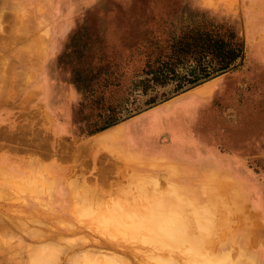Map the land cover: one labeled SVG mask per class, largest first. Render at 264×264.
Returning a JSON list of instances; mask_svg holds the SVG:
<instances>
[{
	"label": "rangeland",
	"instance_id": "374dc122",
	"mask_svg": "<svg viewBox=\"0 0 264 264\" xmlns=\"http://www.w3.org/2000/svg\"><path fill=\"white\" fill-rule=\"evenodd\" d=\"M19 23L24 24L30 37V43L25 46L29 57L25 59L19 57L24 46L15 32V26ZM60 28L63 30L61 43L53 57L51 53L53 47L55 48L54 41ZM228 30L241 41L243 60L228 71L237 74L238 78L220 98L224 103L236 102L234 105L249 103L256 115L262 114L264 112V0H0V36L3 38L0 39V100L25 102L23 108H16L22 112L16 114L18 118L14 122L0 126V195L5 194L6 198L8 195L12 196L6 200L2 198L0 205L4 208H13L17 213L16 215L7 213L6 217L11 218L12 221L26 220L28 227L23 228L24 232L29 229H40L41 227L34 222L41 220L44 226L47 225L48 232L50 229L62 232L64 228L61 224L62 226L69 224L80 232L68 234L65 236L67 238L78 236L98 238L93 233L102 231L101 226L100 229L96 227L100 222L99 213L93 211L95 215L84 218L85 223L82 225L74 219L76 216L72 212L76 199L73 197L74 188L71 185L87 186V189L92 190V195L94 194V196L89 194L88 197L93 201H107L109 197L117 199L116 190L135 189L139 175L135 166L121 157L123 151L119 144H109L104 147L103 155L99 147L88 148L89 144H86V147L85 142L106 132H113L118 127L122 128L120 126H125L126 123L120 122L155 106L145 105L146 101L155 95L172 94L174 88L170 84L165 88L153 86L144 95L143 88L138 83L146 78L143 73L147 71L148 65H154L155 61L170 56L183 39L198 40L207 34L213 35L214 38H225ZM182 66L178 69L180 73H184L183 69L188 66L187 62ZM206 86L211 87L209 89L211 94L217 89L218 83L213 80ZM7 89H10L9 93L6 92ZM201 99L197 98L196 102L199 104ZM55 115L61 116L60 126L67 133L61 135L56 131ZM145 116L147 114L133 122L141 121ZM113 122L119 124L113 126ZM254 123L255 129L260 131V136L255 140L256 154L245 158L254 173L252 182L247 184L236 182L224 175L221 183L216 181L218 184L228 185L222 187V190L209 173L199 178L193 166L189 167L183 162H181L183 168H188L185 171H190V174L183 175L186 180L183 178V181H175L174 177L179 174L182 176L181 172H183L179 166H176V160H173V166L167 165L166 168L163 167L154 173L157 178L162 179L161 181L158 178V181L162 182L161 189H164L168 182L173 181L172 184L187 186L191 197L204 195L205 201H208L207 198H210L212 192L216 193V190H220L217 191V196H220L217 203L219 208L213 215L210 232L214 239L211 246L214 245L211 249L208 248L209 252H214L211 255H215L228 251L235 260L239 255L260 256L264 262L262 121L256 119ZM66 127H69L68 130ZM109 127L111 128L107 129ZM152 128L154 133L151 140L157 142L156 149L162 147L158 139L159 133L168 131L171 143L164 149L169 150L179 144L177 150H171L186 157L192 155L195 158L202 157L201 153L205 148L195 137L185 132L173 136L170 129L163 126L159 128L152 126ZM102 130L105 131L91 138L93 134ZM189 144L194 146V153L182 148ZM82 149L86 151L83 152ZM156 149L154 151L157 152ZM154 153L150 154L156 156L167 154L164 151ZM33 156L39 159L37 164L54 165L58 168L54 173L56 174L54 177L59 179L57 187L53 189L42 187L43 189L38 190L37 193H24L19 190V183L16 179H12V176L18 177L29 172L33 166L28 160L34 158ZM37 164L35 167L38 168L40 164ZM129 178L132 180L130 181ZM14 184L17 185L16 189ZM78 187L77 189L80 190L81 187ZM94 189L99 193V197L96 196L99 200L95 197ZM146 189L148 190L147 187ZM240 192L243 195L241 199L234 200L236 197L239 198ZM102 196L105 198L102 199ZM22 201H26L27 207ZM220 201L222 203H219ZM93 208L92 210H95L96 206ZM91 212L90 210L88 214ZM81 216L85 215L82 213ZM25 240L28 242L26 245L32 242L29 239ZM13 245L10 246L11 249L7 247L0 249V264H6V261L10 260L7 263L9 264L11 259V264L14 262L25 264V257L21 261L19 258L11 257L14 251L19 255L22 253L19 248L16 249V245L12 247ZM4 250L9 251L6 253ZM142 250L151 254L146 248ZM17 254L16 256L19 257ZM159 255L156 257H165ZM181 255L180 253L174 258L180 264H186L187 258ZM197 259L191 255V260L196 262Z\"/></svg>",
	"mask_w": 264,
	"mask_h": 264
},
{
	"label": "bare ground",
	"instance_id": "6f19581e",
	"mask_svg": "<svg viewBox=\"0 0 264 264\" xmlns=\"http://www.w3.org/2000/svg\"><path fill=\"white\" fill-rule=\"evenodd\" d=\"M210 88L211 87L206 86L196 90L194 95L173 104H168V106L164 109L162 108V110H154L153 112L147 114V116H145L141 121L137 120L129 125H121L120 127L122 128L118 127L116 128L117 130L113 132H106L89 142H85V145L89 144L88 148H97L100 146L106 147L109 144H119L123 151L121 157L123 156V158H125L129 163L134 165L135 170L139 175V177L137 176L138 181L136 180L137 185L135 189L116 190L118 195L117 199L115 197H109V199L107 198V201L99 200V193L96 192L95 189L93 191H95V197L98 196L96 198L99 201H93L91 197L88 198L89 194L92 195V190L90 191L87 189V186L84 187L83 183H81L83 185L80 186L81 188L78 187L80 184H77V187L80 188V190L77 189L76 185H71L74 188L73 197L76 199V204L73 209L74 211L72 210V214L76 216L74 219H76L77 223L82 225V223H85L83 222L84 218H89V215H95L96 212L99 213L101 218H98L100 219V222L96 227L98 229L101 228L102 231L93 233L98 236V238H92L90 236L67 238L65 236L68 234L73 235L80 231H77V228L69 224H64L62 226V221L60 222L61 227L64 228L62 229V232L61 230H56L59 232H55L53 229H50L48 232L46 229L47 225L44 226L41 220L34 222V224L40 226V229L43 230L29 229L24 232L23 228L28 227L26 220L22 221L16 219V221H12L11 218L9 219L6 217V214L9 213L16 215V210L14 211V209L12 208V210L10 207L4 208L0 205V249H3V247L11 249L10 246L13 245L12 242L15 241L16 243L14 242V245L17 246L16 249L19 248L22 253L19 255L15 253V251L13 252L11 250L14 253H11V257L14 256L19 258L20 261L23 257H25V264H180L179 261L174 258V256H177L180 253L182 254L181 256H185L187 258V260H185L186 264H264L260 256L251 257L239 255L235 260L231 257L232 255L228 251L217 253L215 255H211V253L214 252H209L208 248L210 247L211 249L214 245L213 244L211 246L214 239H212V233L210 232L213 225V215L219 208H217V203L220 196H217V191L220 190H216V193L212 192L210 194V198H207L208 201H205L203 199L204 195L191 197L192 195L190 193V189L187 186L172 184L173 181L171 183H167V186H165L166 189H161L162 179L158 177L161 179V181H158L159 179L155 176V173L160 171L163 167L166 168L167 165L170 164L173 166V160H176V166H179V168L183 170V172H181L182 176L185 173L190 174V171L186 172L185 169L187 170L188 168H183L181 162L174 159V157L169 154H163V156L150 154L151 151H154L157 148V142L151 140L152 133H154L152 126H155L156 128L161 126L168 128L172 132L173 136L178 135L181 132H185L186 134L194 137V134L190 130L186 131V128L191 121L189 118H195L196 106L198 105L196 100L197 98L201 99L210 95ZM196 139L198 138L196 137ZM174 144L178 143L174 142ZM35 145H37V143H35ZM178 146L179 144L174 145L171 149L177 150ZM182 148H186V151L189 153H194V146L192 144L182 146ZM115 149L114 151L117 150ZM84 151H86V149ZM119 158L117 157V159ZM77 159H79V157ZM38 160L39 159L35 157L30 158L28 162L33 167L29 170V172L23 173L18 177H13L14 175L12 176L9 173V175L12 176V179H16L18 181V187L21 192L37 193L38 190L43 189L42 187L53 189L58 186L59 179L54 177L56 175H54V173L58 171V168L54 165H42L41 163H39V165L37 164ZM35 164L39 165V167H35ZM122 171L123 170H121V172ZM113 176L110 177L113 178ZM111 182L113 183V181ZM15 183L17 184V182ZM16 186L14 184V188ZM217 186L221 187L223 190L222 187L226 185L218 184ZM226 187H228V185ZM111 188H113V186H111ZM111 192L113 193V190ZM59 193L60 191H58V194ZM4 195H0V200H3L4 198L6 200L10 197L8 195L6 198ZM92 196H94V194ZM241 196L243 195L240 192L239 198L236 197L234 200L241 199ZM60 197L63 198V196ZM64 197L66 198V196ZM101 198L104 199L105 197L102 196ZM221 201L219 203L223 202ZM25 202L22 201L25 207H27ZM94 206H96V208L95 210H92ZM90 210L92 212L91 214H88ZM93 211H95V213H93ZM82 213L85 216H81ZM4 214L5 216H3ZM99 226L101 227L99 228ZM46 230L47 232H45ZM25 239H29V241L32 242L26 245L28 242H26L27 240ZM14 245L12 247H14ZM142 248L150 250L151 254H147V252L142 250ZM16 254L19 257H17ZM159 254H162L163 256L165 255V257H156V255L160 256ZM191 255L198 258L196 262L195 260H191ZM142 256H146V258H141ZM7 257H9V255ZM3 261L1 262L3 263ZM20 261L18 260L17 262L19 263ZM6 262H10V260ZM15 263L16 262L13 264Z\"/></svg>",
	"mask_w": 264,
	"mask_h": 264
},
{
	"label": "crops",
	"instance_id": "0c3cea01",
	"mask_svg": "<svg viewBox=\"0 0 264 264\" xmlns=\"http://www.w3.org/2000/svg\"><path fill=\"white\" fill-rule=\"evenodd\" d=\"M15 27V32L18 34L17 38L24 45L22 52L19 53V57L22 59L28 58L29 53L27 52V48L25 46L30 43V37L27 35L28 33L24 27V24L22 25L19 23ZM62 31L63 30L60 28L59 32H57L58 36H56V40L54 41L55 48L53 47V52L51 53L53 57L61 43ZM0 39H3L2 36H0ZM237 78V74L226 72L185 92L177 94L167 101L152 106L147 110H144L120 123L129 124L137 118L153 112L154 110H162V108L164 109L166 106H168V104H173L177 101L194 95L196 90L215 80V82L218 83L217 89H215V91H213L210 95L205 96L200 100V103L196 106L195 118L191 119L186 128V131L190 130L194 134V137H197L199 139L198 141L203 143V148L205 149H203V152L201 153L202 157L195 158L193 157L194 155L186 157L173 152L171 149H164L171 143V138L169 137L168 131H162L159 133L158 139L160 140V143L162 144L160 146L162 147H159V149H156L157 152L153 151V153L156 152L154 154H157L162 153L161 151H164L167 154L173 156L179 162L193 166L199 178H202L203 174L209 173L212 177H214L215 182L217 181L221 183L223 179L222 176L225 175L227 177H231L236 182L247 184V182H252L254 180V173L247 165L245 158L254 156L256 154L255 140L260 136V131L255 129L254 121L256 119L262 121L261 138L263 141L262 152H264V112L262 114L256 115L249 103L234 105L236 102L231 101L229 103H224L223 99L220 98L225 90H229L231 88L232 84ZM6 92L9 93L10 89H7ZM24 103V101L9 102L1 99L0 126L9 125L14 122L15 119L18 118L16 114H20L22 112L20 109L16 110V108H23ZM43 105L45 106V104ZM52 113H56V111H53ZM54 117L56 118V131L61 135H63L65 132L67 133V131H64L60 126L61 116L55 115ZM118 124H114L113 126ZM111 127L107 129H110ZM68 128L66 130H68ZM105 130L93 134L91 138L99 133L104 132ZM104 147L105 146H100L98 148L102 151L100 153L103 155L105 154L103 149ZM257 154L260 155L259 151H257ZM234 173L236 176L233 175ZM241 175L242 177H240ZM243 176H246V178H243ZM183 178L186 180L184 176L182 177L181 175H177L174 177V180L183 181Z\"/></svg>",
	"mask_w": 264,
	"mask_h": 264
},
{
	"label": "trees",
	"instance_id": "16d2710c",
	"mask_svg": "<svg viewBox=\"0 0 264 264\" xmlns=\"http://www.w3.org/2000/svg\"><path fill=\"white\" fill-rule=\"evenodd\" d=\"M227 34L225 38H214L207 34L198 40L183 39L170 56L155 61L154 65H148L147 71L143 73L146 78L138 83L143 88L144 95L153 86L165 88L172 84L174 89L171 95H155L145 105H157L167 101L233 69L243 60V46L232 31L228 30ZM184 62L188 66L184 67V73H180L178 69L185 65Z\"/></svg>",
	"mask_w": 264,
	"mask_h": 264
}]
</instances>
